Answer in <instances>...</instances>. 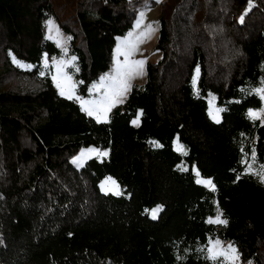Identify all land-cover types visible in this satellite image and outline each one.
Returning a JSON list of instances; mask_svg holds the SVG:
<instances>
[{
	"label": "trees",
	"instance_id": "obj_1",
	"mask_svg": "<svg viewBox=\"0 0 264 264\" xmlns=\"http://www.w3.org/2000/svg\"><path fill=\"white\" fill-rule=\"evenodd\" d=\"M147 1L0 0V264H225L209 256L211 239L264 264V121L250 116L262 107L264 0L149 1L161 57L106 122L53 81L61 49L49 20L69 37L87 95ZM86 147L109 157L79 169L70 160ZM106 176L128 196L101 192ZM218 207L227 223L209 222Z\"/></svg>",
	"mask_w": 264,
	"mask_h": 264
},
{
	"label": "rangeland",
	"instance_id": "obj_2",
	"mask_svg": "<svg viewBox=\"0 0 264 264\" xmlns=\"http://www.w3.org/2000/svg\"><path fill=\"white\" fill-rule=\"evenodd\" d=\"M149 1L146 2L147 7H144L139 12V16L136 17L133 29L125 36L119 37L117 39V44L114 49L113 72L111 74L102 76L98 81L91 84L89 86L87 95H82L79 93V83L75 78V75L69 70L70 67H76V57L68 53L69 37L61 32L58 23L54 19H51L48 22V38L56 42L57 46L61 49V54L54 57L53 60L48 63V65L52 67V78L59 91V94L67 98L71 96L73 99L79 97V99L76 100L80 104L82 110L85 111L86 108L90 110L92 115H89L88 111L85 112L97 121H101L102 123L108 121L110 119L112 109L116 107V105L124 102L127 96H129L132 87L135 84H143L144 81H146L148 64L150 62H157L161 57V53L156 50L160 29L158 20L160 7H151ZM137 61H144L145 63L143 66H140L135 63ZM196 79L197 76L195 77L194 81L195 88H197ZM58 83L60 87L57 86ZM125 85H127L126 90H124ZM261 88H264V86ZM61 90L64 92L63 95L61 94ZM255 93L260 96L262 100V107L259 109H252L250 113L261 112V110H264V94H261L258 91H255ZM208 106L210 118L216 122V119H213V116L215 115L218 117L220 122L222 120L223 108L219 107L217 100L213 95L208 97ZM251 118L253 117L251 116ZM259 119L264 121V117ZM177 140L179 145H182L184 149V151L178 152L182 154L187 153V148L179 141L178 138H176L174 141V148L177 150ZM102 153H107V155H102ZM109 154V150H101L95 147H86L83 148L74 158H72L70 162L80 169L84 167L87 161L90 159L97 158L103 160L108 158ZM194 171L195 173L199 172L196 167L194 168ZM198 180H211L212 185H214L212 178L203 177L200 173L199 176H197V181ZM112 181H114L115 184H113ZM200 184L212 188V186L206 185L204 183ZM99 189L105 194L128 196V193L120 185L119 181L110 176H106L100 181ZM117 192L119 195L116 194ZM157 208H159L160 211L157 212L156 217L153 218L151 214L152 210ZM161 209L162 207L159 204L151 209H148L147 213H149L151 218L156 219L160 215ZM217 217H219L220 220H225L222 217V211L220 207H218L216 215L210 217L209 220L215 221ZM214 223L215 222H213V224ZM216 241L220 242L218 248L227 250L231 245L237 251V247L235 245L229 241H223L221 239H211L208 250L212 249L216 245ZM208 253L211 257L209 251ZM218 258H222L225 264H232L230 257ZM235 264H242L240 255L239 259L235 261Z\"/></svg>",
	"mask_w": 264,
	"mask_h": 264
},
{
	"label": "snow or ice",
	"instance_id": "obj_3",
	"mask_svg": "<svg viewBox=\"0 0 264 264\" xmlns=\"http://www.w3.org/2000/svg\"><path fill=\"white\" fill-rule=\"evenodd\" d=\"M241 22H243V16H241ZM135 63L140 65V66H143V64L145 62L144 61H137ZM198 72H199V70L197 69V74H198ZM69 79H70V77H69ZM57 86L60 87L59 83L57 84ZM126 87H127V85H125L124 90H126ZM256 91H258L261 94H264V88L257 89ZM61 94L62 95L64 94L63 90H61ZM69 98L71 99L72 97L69 96ZM76 99H79V97H76ZM85 111H88V114L92 115V112L90 110H88L87 108L85 109ZM250 116H252L253 118H257V119L264 117V110H261V112H251ZM213 119H216L217 123L219 122V119L217 116L214 115ZM133 124H138V119L136 121H133ZM177 151H184L183 146L179 145L178 140H177ZM102 155H107V153H102ZM249 168H251V166H249ZM196 174H197V176H199V172H197ZM255 174L260 177L261 182H264V166H261V171L256 172ZM197 182L212 186L213 190H215L214 185H212L211 180H198ZM112 183L115 184L114 181H112ZM116 194L119 195L118 192ZM159 211H160L159 208L153 209L152 213H151L152 217L155 218L157 212H159ZM209 222L210 223H213V222H215V223H227V221H225V220H220L219 217H217V219L215 221L209 220ZM219 244H220V242L216 241V245L212 249L208 250L211 254V259L216 260L218 257H230L232 264H235V261H237L239 259V254L236 251V249L234 247H232L231 245L228 247L227 250H225L223 248H218Z\"/></svg>",
	"mask_w": 264,
	"mask_h": 264
}]
</instances>
